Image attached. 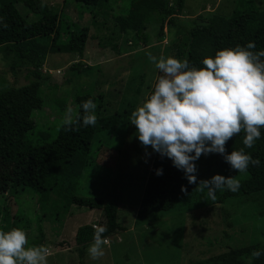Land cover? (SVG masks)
Masks as SVG:
<instances>
[{
	"label": "rangeland",
	"instance_id": "obj_1",
	"mask_svg": "<svg viewBox=\"0 0 264 264\" xmlns=\"http://www.w3.org/2000/svg\"><path fill=\"white\" fill-rule=\"evenodd\" d=\"M236 1L184 0L176 25L165 26L163 39L158 41V27L146 23L144 8L128 10L125 0L104 1L96 19L105 22L101 30L91 24L92 15L84 8L63 7L64 0H43V4L58 14L66 15V20L60 22L62 34L68 26H87L89 37L81 60L77 50L67 45L49 47L40 69L46 81L35 105L34 134L44 132L54 136L72 109L73 92L87 89L95 98L97 123L81 127L84 136L95 144L92 155L97 169L89 167L80 183V194L87 198L107 199L117 194L121 197L118 223L125 230L107 238L105 255L98 260L90 259L87 248L83 256L85 264H216L217 257L227 249L248 245L264 249V193L216 204L210 201L206 189L196 188L187 202L179 204L178 214L169 213L154 224L138 222L136 218L154 152L150 147L141 146L136 128L129 120L131 113L151 94L161 75L146 53L161 57L165 47L178 40L186 23L206 20L212 15L229 17L238 10ZM254 1L259 7L264 5V0ZM17 11L28 23L38 19L22 4L17 5ZM121 15H127L125 26L116 27L114 17ZM144 26L147 43L134 45L135 29ZM167 57H173L172 52ZM78 61L83 68H93L89 78L70 71ZM32 71L30 63L17 60L7 48L0 49V80L11 87H21L27 84L26 75ZM98 80L106 82L97 87ZM77 113L83 115L82 109L77 110L75 116ZM18 140V137L6 136L0 142V190L18 179L14 169ZM196 168L197 182L210 179L214 174L229 177L228 172H221L213 165L204 168L198 163ZM8 176L10 179H6ZM220 191L217 190L215 196ZM200 198L203 205H197ZM49 207L40 208L31 193L11 195L5 190L0 194V231L22 229L28 240L26 247H47V264H78L76 230L89 224L93 228L100 222L101 212L72 206L62 221L56 222L55 217H49L58 214L49 215ZM39 223L42 234L38 230ZM40 240L42 243L36 245L34 241Z\"/></svg>",
	"mask_w": 264,
	"mask_h": 264
},
{
	"label": "trees",
	"instance_id": "obj_2",
	"mask_svg": "<svg viewBox=\"0 0 264 264\" xmlns=\"http://www.w3.org/2000/svg\"><path fill=\"white\" fill-rule=\"evenodd\" d=\"M104 1L106 0H64L63 7L69 5L71 9L75 6L84 8L92 15L91 24L101 30L105 22L101 23L96 19L100 14L99 9L103 8ZM125 1L128 10L134 7L144 8L146 23L156 24L158 27V41L163 39L165 26L176 25L177 16L184 5V0ZM42 2L43 0H0V18H2L0 49L7 48L17 60L30 63L33 68V71L26 75L27 84L21 87H11L0 80V142L6 136L19 138L15 145L17 160L14 163L15 175L18 179L10 185H5L0 190V194H3L5 190L11 195L22 192L31 193L37 198L40 208L49 205L48 214L54 215V212L58 214L49 217L51 219L55 217L56 222H61L72 206L100 211L101 220L98 224L107 226L103 236L109 239L110 236L125 230L118 223L121 197L117 194L107 199L87 198L80 194V183L87 175L89 167L94 166L97 169L94 155H92L95 144L84 136L82 127H79L78 131L59 127L54 136L44 132L34 134L35 105L40 88L46 81V78L41 76L40 69L49 47L67 45L77 50L81 60L89 37L87 26H68L62 34L60 22L66 20V15L58 14ZM236 3H238L236 6L238 10L229 17L212 15L206 20L186 23L181 29V35L177 36L178 40L165 47L162 56L167 58L168 53L172 52L173 58L187 59L190 66L200 69L206 67L201 63L203 58L214 57L215 53L221 49L234 48L236 45L244 46L249 41L255 43L256 51L264 49V5L259 7L254 0H237ZM18 4H22L38 19L28 23L17 11ZM125 16L127 15L114 17L116 27L125 26ZM4 24L7 27H4ZM144 30L145 26L135 29L134 45L139 42L147 43L148 37L143 34ZM70 71L89 78L93 68L87 66L83 68V64L78 61L70 67ZM102 82L106 81L98 80L96 86H101ZM89 99L95 101L94 96L87 89L81 92L74 91L71 115L75 116L76 111L81 109L79 106ZM75 127L77 126L73 125V128ZM260 131L261 137L252 148H246L243 145L245 135L243 130L226 142L227 153L243 148L246 154L259 160V165H250L246 173H236L217 153L201 155L195 161L196 165L199 163L204 168L213 165L221 172H228L227 176H230V173L237 174L235 178L240 182L239 189L236 192L221 189L214 201L210 198L211 202L225 204L231 200L264 193V128ZM157 169H162L163 174L157 175ZM104 171L107 172L105 169ZM6 179H10V176ZM181 186L187 189V193L181 192ZM194 193H196V184H189L184 173L175 168L170 159L154 152L136 209V218L138 222L154 224L169 213L178 214L179 204L187 202V197ZM203 204L204 201L200 198L197 205ZM38 230L42 234L40 223ZM93 233L94 229L90 224L80 226L76 230L74 241L79 257L78 264H85L83 256L93 241ZM34 242L36 245L42 243L41 240ZM254 250L264 253L263 248L255 245L227 249L217 257L216 264H264V254L254 258L251 255Z\"/></svg>",
	"mask_w": 264,
	"mask_h": 264
},
{
	"label": "clouds",
	"instance_id": "obj_3",
	"mask_svg": "<svg viewBox=\"0 0 264 264\" xmlns=\"http://www.w3.org/2000/svg\"><path fill=\"white\" fill-rule=\"evenodd\" d=\"M255 49V43L249 41L244 46L218 50L214 57L202 59L206 67L200 69L190 66L187 59L146 53L161 75L142 106L131 113L129 123L135 126L141 146L170 159L189 184H196L201 191L206 189L212 200L219 189L236 192L240 182L235 175L219 174L197 182L195 161L201 155L220 154L236 173H246L250 165L260 163L243 148L231 153L225 150L226 142L242 130L243 145L252 148L264 128V49ZM79 107L83 115L77 113L73 118L69 110L58 129L78 131L81 126L97 123V106L91 99ZM156 174L162 175L163 170L157 169ZM181 192L187 193V189L181 186ZM93 228L87 252L90 259L98 260L109 244L103 236L107 226L94 224ZM27 244L22 229L0 231V264H47V247ZM262 254L259 250L251 253L254 258Z\"/></svg>",
	"mask_w": 264,
	"mask_h": 264
},
{
	"label": "crops",
	"instance_id": "obj_4",
	"mask_svg": "<svg viewBox=\"0 0 264 264\" xmlns=\"http://www.w3.org/2000/svg\"><path fill=\"white\" fill-rule=\"evenodd\" d=\"M48 255H49V250H48Z\"/></svg>",
	"mask_w": 264,
	"mask_h": 264
}]
</instances>
